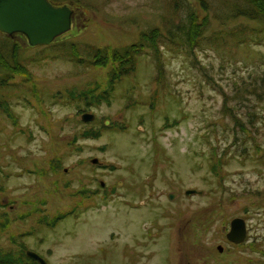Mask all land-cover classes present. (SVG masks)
Wrapping results in <instances>:
<instances>
[{
	"label": "rangeland",
	"instance_id": "1",
	"mask_svg": "<svg viewBox=\"0 0 264 264\" xmlns=\"http://www.w3.org/2000/svg\"><path fill=\"white\" fill-rule=\"evenodd\" d=\"M68 1L57 0L59 5ZM80 1L85 7H74L82 22L77 19L80 24L51 46L16 41L34 81L18 77L15 91H0V117L10 105L19 125L0 122V168L9 174L0 179L6 192L0 201L15 216L44 208V216L53 218L75 203L81 210L52 229L36 219L19 222L15 234L33 231L23 238L24 245L47 264H259L264 202L258 207L256 195L264 190V161L255 158L264 152V102L251 97L242 107L237 100L228 103L250 126L244 134L222 116L221 91L233 97L264 74V38L255 36L240 47L227 36L221 48L206 38L195 55L166 40L162 59L168 92L155 84L157 65L145 52L136 76L116 84L112 93V66H77L65 53L55 57L60 49L52 47L66 40L110 52L133 45L143 32L165 31L167 0ZM230 26H247L248 33L263 28L247 20ZM209 27L211 32L221 29L215 20ZM1 33L0 41L5 37ZM39 55L47 59L33 61ZM201 66L215 83L206 81ZM85 92L89 99L94 92L113 95L110 104L103 100L99 105L80 97ZM85 110L96 116L90 123L80 119ZM105 121L127 127L103 129L97 138L81 136L84 130L101 129ZM168 121L179 124L166 128ZM77 137V145L67 147ZM216 153L222 162L212 168ZM56 157L63 158L65 172L42 176ZM95 158L100 164H92ZM86 189L99 193L82 203L81 196H68ZM187 190L203 194L188 196ZM235 218H244L249 230L242 248H231L226 238ZM8 236L0 238L3 246L9 245Z\"/></svg>",
	"mask_w": 264,
	"mask_h": 264
},
{
	"label": "trees",
	"instance_id": "2",
	"mask_svg": "<svg viewBox=\"0 0 264 264\" xmlns=\"http://www.w3.org/2000/svg\"><path fill=\"white\" fill-rule=\"evenodd\" d=\"M52 3L59 5L57 0H51ZM64 4H75L80 7H85L83 2L80 0H70ZM61 5V4H60ZM166 7L168 8V15L163 18L164 20V30L160 28H154V30L150 32H143L141 37L137 40V42L133 43L128 47H124L122 49H114L111 52L108 49H104L102 47H94L90 43L88 45H81L79 43L66 41H59L57 45L52 48L59 47V54H56L55 57H60L64 55V53L70 57V59L78 66L88 67L92 70L94 67L100 68H109L112 66V70L109 72L108 76L110 78V87L112 93L115 92V85L123 83L125 79L134 78L138 71V60L145 52H149L154 60V63L157 65L156 74H158L154 80L155 84L160 87V90L168 92L169 88L166 85L167 78L164 74L166 72L165 63H163V49H166V45H168L166 40L172 45H184L187 50L192 55H195V48L200 46V43L203 42L204 39H210L215 43V45L221 48L222 43L227 41V36L234 38V43L237 46H244L248 44L252 38H264V0H167ZM81 10V9H80ZM215 20L219 23L221 29L209 31L210 22ZM247 20L251 23H258L263 26V28H255L251 29L252 32L248 33L249 29L247 26H235L232 27L230 24L235 21ZM81 23V18L79 20ZM79 23V24H80ZM77 24V25H79ZM166 25V26H165ZM210 35V36H208ZM59 40V39H58ZM57 40V41H58ZM56 42V41H55ZM54 44V43H53ZM52 45V44H51ZM48 45V46H51ZM24 49L20 46L16 40L12 37L5 36L0 41V91L3 92L9 90L10 88L15 91L17 86L19 85L18 77L22 78L25 83L33 82V73L27 68L25 64L24 57ZM63 51V52H62ZM54 57V58H55ZM47 59L46 56H38L36 59L33 57V61L37 60L38 62L44 61ZM197 60V56L195 57V61ZM200 72L203 73L206 81L208 83L214 82V77L209 74L205 67L200 68ZM13 81V83H12ZM255 84H250L246 86V88H238L235 91L233 97L230 93L225 91H221L222 96L224 98V108L222 110V116L230 117L234 122V127H238L244 134H248L251 132L250 126H246L240 115L237 113V107L230 106L228 103L231 100H237L240 104V107L245 105V102L250 101L251 97H255L259 102H264V74L255 79ZM215 83V82H214ZM159 90V91H160ZM158 91V93H159ZM101 93L98 95L97 92H94V96H90L89 99L87 92L83 98L86 101L92 99V101L96 104H102V101H107L110 104L112 100V93ZM112 94V95H111ZM111 96V97H110ZM1 107H4V104H0ZM90 107V104H89ZM131 109V108H130ZM86 111L90 112L91 110L81 111L79 116ZM250 117H255L253 112L248 113ZM49 115V114H47ZM0 122L3 119L9 120L13 125L19 126L16 120L15 114L11 113V107L6 110H3L2 115L0 117ZM98 122V120H96ZM103 123V127L101 129L92 128L90 130H84L81 132V136L85 139H91L92 137H101L103 129L108 130H125L127 124H119L117 122L106 124ZM253 121L250 120V125L253 126ZM179 124L178 121H168L166 128L174 127ZM86 125V124H85ZM79 138H75L72 142L67 144V147L74 148L76 143H78ZM66 145V144H65ZM69 145V146H68ZM259 151L260 148L256 147ZM80 149V147H79ZM217 155H214L213 159L211 158V166L212 168H216L218 161L222 162ZM57 158V159H56ZM53 163H50L49 170H43L41 173L42 176H49V173H52L54 176H59L61 170L63 169V158L56 157ZM256 160L259 162L264 161V152L261 155H258ZM221 171V170H220ZM220 171L217 175H220ZM65 172V170H64ZM28 173V172H26ZM0 179L2 178V174L9 176L6 170L0 168ZM65 183V188L69 185ZM102 186V185H101ZM70 190V189H69ZM60 192V191H58ZM5 189L3 184L0 183V197L5 194ZM99 190H90L86 189L83 192L78 193H68L70 198L72 197H80L81 200L79 203H82L83 199H95V194H98ZM258 198V202L256 203L258 207H261L260 204L264 202V190L262 192H258L256 195ZM77 200V199H75ZM39 202L43 204H49L48 201L44 199H40ZM8 204H3L0 201V238L9 234V245L3 246L0 242V264H39L35 260L27 257V252L30 250L27 247L23 240L24 237L34 235L33 231L34 226L29 229V233L25 234H15L16 229L18 228L19 222L22 225H26L29 223V220L32 219L37 221V224L40 226H48L49 228H56L67 218L77 216L80 212L79 204H73V207L69 210L62 212L56 217L49 218L44 216L43 212L45 209L40 210H32L28 214L17 215L15 216L12 211L7 210ZM210 230L211 227L208 226ZM38 231V229L36 228ZM247 239L246 241H248ZM245 241V242H246ZM244 242V243H245ZM238 247H243L245 244ZM254 250L259 251V248H254ZM264 256V250H260ZM250 264H258V263H250ZM259 264H264V257L259 262Z\"/></svg>",
	"mask_w": 264,
	"mask_h": 264
},
{
	"label": "water",
	"instance_id": "3",
	"mask_svg": "<svg viewBox=\"0 0 264 264\" xmlns=\"http://www.w3.org/2000/svg\"><path fill=\"white\" fill-rule=\"evenodd\" d=\"M75 11L70 5L56 6L49 0H0V32L6 36L24 35L29 45L39 47L50 45L57 39L72 31L75 24ZM82 121L90 123L95 119L93 114H84ZM98 164V159H93ZM104 186V184H103ZM188 196L202 192L187 191ZM174 196L171 195V200ZM229 242L241 245L247 239L248 227L243 218L231 222ZM222 251L221 247L219 249ZM29 258H34L41 264H46L43 258L30 251Z\"/></svg>",
	"mask_w": 264,
	"mask_h": 264
},
{
	"label": "flooded vegetation",
	"instance_id": "4",
	"mask_svg": "<svg viewBox=\"0 0 264 264\" xmlns=\"http://www.w3.org/2000/svg\"><path fill=\"white\" fill-rule=\"evenodd\" d=\"M77 19H79L80 20V16H75V20H74V22H75V24H76V20ZM14 40H25V41H27L26 40V38L24 37V36H22V35H17V36H14ZM228 241V240H227ZM228 243H229V241H228ZM230 244V243H229ZM236 245L235 244H233V243H231L230 244V247L232 248V247H235Z\"/></svg>",
	"mask_w": 264,
	"mask_h": 264
}]
</instances>
